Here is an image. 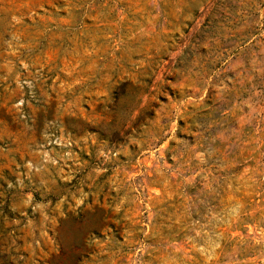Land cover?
<instances>
[{"label":"rangeland","instance_id":"374dc122","mask_svg":"<svg viewBox=\"0 0 264 264\" xmlns=\"http://www.w3.org/2000/svg\"><path fill=\"white\" fill-rule=\"evenodd\" d=\"M0 264H264V0H0Z\"/></svg>","mask_w":264,"mask_h":264},{"label":"trees","instance_id":"16d2710c","mask_svg":"<svg viewBox=\"0 0 264 264\" xmlns=\"http://www.w3.org/2000/svg\"><path fill=\"white\" fill-rule=\"evenodd\" d=\"M141 109H139V112H140ZM3 208H5V205L2 206Z\"/></svg>","mask_w":264,"mask_h":264}]
</instances>
